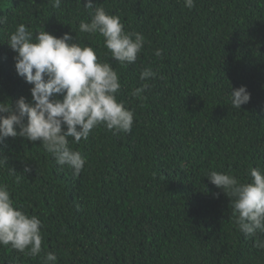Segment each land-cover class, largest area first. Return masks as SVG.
I'll return each mask as SVG.
<instances>
[{
	"label": "trees",
	"instance_id": "trees-1",
	"mask_svg": "<svg viewBox=\"0 0 264 264\" xmlns=\"http://www.w3.org/2000/svg\"><path fill=\"white\" fill-rule=\"evenodd\" d=\"M92 3L146 38L134 64L120 65L102 37L78 31L90 21L84 0H61L59 9L51 0H0V102L31 101L6 44L24 24L94 48L118 72L117 100L134 112L128 133L101 126L87 141L70 139L87 161L78 176L39 141L0 143V183L43 224L39 256L0 246V264H42L47 252L57 264H264V250L234 226L229 198L206 178L216 170L243 182L250 167L264 172V0H194L191 9L184 0ZM145 68L156 77L141 81ZM144 83V98L133 97ZM241 86L251 98L239 110L229 95Z\"/></svg>",
	"mask_w": 264,
	"mask_h": 264
},
{
	"label": "clouds",
	"instance_id": "clouds-1",
	"mask_svg": "<svg viewBox=\"0 0 264 264\" xmlns=\"http://www.w3.org/2000/svg\"><path fill=\"white\" fill-rule=\"evenodd\" d=\"M59 9L61 0H51ZM81 3V0H80ZM188 9L194 0H184ZM90 21L81 20L78 31L103 38V46L111 59L120 65L134 64L144 48L146 38L138 32H126L120 17L108 14L92 0H84ZM7 17L0 16V26ZM72 31V30H71ZM15 61L17 75L31 85V101L20 97L13 104L0 102V143L6 138L20 137L40 142L56 164L67 166L78 176L86 164V157L69 146L87 141L94 129L103 126L116 135L131 131L134 112L117 100L121 90L118 72L111 63L98 60L91 46H81L76 36L65 33L55 37L44 29L33 33L24 24L15 28L7 41ZM162 49L154 55L160 57ZM151 68L141 71L139 79L155 78ZM148 83L134 88L131 95L143 99ZM231 106L241 108L250 102L246 86L231 91ZM6 160V158H2ZM26 173L30 168H25ZM10 174H15L11 170ZM243 182L230 173L210 170L208 181L225 194L231 204V220L245 236L254 238V246L264 250V172L250 167ZM42 221L17 208L9 187L0 183V246L8 247L31 257L42 251ZM42 264H57V256L47 252Z\"/></svg>",
	"mask_w": 264,
	"mask_h": 264
}]
</instances>
